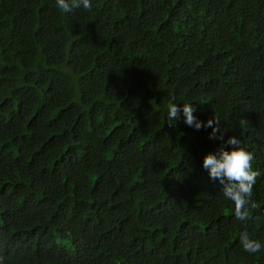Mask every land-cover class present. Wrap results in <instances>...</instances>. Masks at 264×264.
Returning <instances> with one entry per match:
<instances>
[{
  "label": "trees",
  "instance_id": "1",
  "mask_svg": "<svg viewBox=\"0 0 264 264\" xmlns=\"http://www.w3.org/2000/svg\"><path fill=\"white\" fill-rule=\"evenodd\" d=\"M91 3L0 0V264H264V0ZM232 135L247 221L203 167Z\"/></svg>",
  "mask_w": 264,
  "mask_h": 264
},
{
  "label": "clouds",
  "instance_id": "2",
  "mask_svg": "<svg viewBox=\"0 0 264 264\" xmlns=\"http://www.w3.org/2000/svg\"><path fill=\"white\" fill-rule=\"evenodd\" d=\"M57 8L63 13H70L74 9L83 7L91 11V0H56ZM168 120L176 121L183 113L184 122L196 130L212 128L209 139L223 140V130L219 120L209 118L201 121L195 115L192 104L183 103L182 109L178 104L169 101L167 104ZM226 143L229 148L221 147L219 154L209 152L204 156L203 167L208 170L209 177L218 181L225 199L234 204V216L239 221L249 219L250 210L256 207L251 197L258 173L253 170V154L241 147V141L236 135L229 136ZM239 242L243 250L249 254L259 253L264 250V244L253 239L247 231L240 234Z\"/></svg>",
  "mask_w": 264,
  "mask_h": 264
}]
</instances>
